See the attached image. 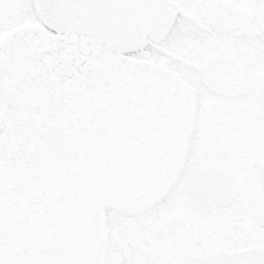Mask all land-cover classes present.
<instances>
[{
	"label": "flooded vegetation",
	"instance_id": "obj_1",
	"mask_svg": "<svg viewBox=\"0 0 264 264\" xmlns=\"http://www.w3.org/2000/svg\"><path fill=\"white\" fill-rule=\"evenodd\" d=\"M168 2L162 37L118 49L0 0V264H175L157 233L227 207L180 195L204 164L264 224V0Z\"/></svg>",
	"mask_w": 264,
	"mask_h": 264
},
{
	"label": "water",
	"instance_id": "obj_2",
	"mask_svg": "<svg viewBox=\"0 0 264 264\" xmlns=\"http://www.w3.org/2000/svg\"><path fill=\"white\" fill-rule=\"evenodd\" d=\"M35 8L53 28L93 34L119 49L141 47L148 35L161 37L172 23L168 0H35ZM235 195L233 177L225 169L204 165L188 173L185 197L196 209L230 203ZM252 251L264 264V245L192 253L182 264H242Z\"/></svg>",
	"mask_w": 264,
	"mask_h": 264
},
{
	"label": "rangeland",
	"instance_id": "obj_3",
	"mask_svg": "<svg viewBox=\"0 0 264 264\" xmlns=\"http://www.w3.org/2000/svg\"><path fill=\"white\" fill-rule=\"evenodd\" d=\"M182 191L183 188L180 190V195L182 194ZM174 196H176V192L171 189L167 199L169 200ZM174 202L169 206L172 208L180 206ZM183 206L186 207V210L181 209V206L179 207L181 211H178V214L183 216L189 223L182 226L183 228H186V247L183 246L180 241L182 236H179L178 229H181L182 227L178 224H171L170 226L166 225L163 228L164 230L159 231L160 233L158 232L156 236L160 241H164L168 238L165 241L166 247L162 246V248L171 258L169 260L175 264L181 262L180 252L184 250L189 252L191 250L198 251L203 249L240 246L254 241L264 242V224L259 220H251L247 218L238 203L227 207H221L216 211L204 214L193 213L189 207L186 205ZM167 208L168 206H166V204H156L154 205L153 216H151L152 214H150V211H148V214L155 222H159L161 216L166 214ZM171 212H174V210H171ZM216 222L218 223V226L223 228H218ZM247 223H250L252 230L254 231L252 234H248L245 229ZM111 225L112 228L116 230L121 229L122 231V229H126L121 220L112 221ZM110 237L112 238L113 236ZM126 237L130 246L139 249L140 246L138 243H135V240L131 238L133 236L126 235ZM126 237L123 236V239Z\"/></svg>",
	"mask_w": 264,
	"mask_h": 264
},
{
	"label": "snow or ice",
	"instance_id": "obj_4",
	"mask_svg": "<svg viewBox=\"0 0 264 264\" xmlns=\"http://www.w3.org/2000/svg\"><path fill=\"white\" fill-rule=\"evenodd\" d=\"M260 260V253H258L257 251H252L245 256L242 264H260Z\"/></svg>",
	"mask_w": 264,
	"mask_h": 264
}]
</instances>
